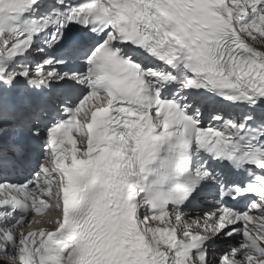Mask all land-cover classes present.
<instances>
[{
	"label": "snow or ice",
	"instance_id": "snow-or-ice-1",
	"mask_svg": "<svg viewBox=\"0 0 264 264\" xmlns=\"http://www.w3.org/2000/svg\"><path fill=\"white\" fill-rule=\"evenodd\" d=\"M0 264H264V0H0Z\"/></svg>",
	"mask_w": 264,
	"mask_h": 264
}]
</instances>
